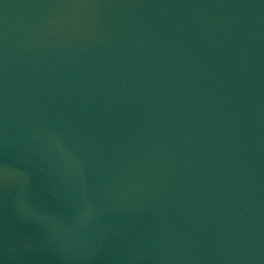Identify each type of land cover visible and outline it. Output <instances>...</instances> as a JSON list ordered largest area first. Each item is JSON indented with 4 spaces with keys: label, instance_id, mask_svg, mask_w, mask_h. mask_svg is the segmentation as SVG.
I'll return each instance as SVG.
<instances>
[{
    "label": "water",
    "instance_id": "95a60500",
    "mask_svg": "<svg viewBox=\"0 0 264 264\" xmlns=\"http://www.w3.org/2000/svg\"><path fill=\"white\" fill-rule=\"evenodd\" d=\"M0 195V264H264V0H0Z\"/></svg>",
    "mask_w": 264,
    "mask_h": 264
}]
</instances>
